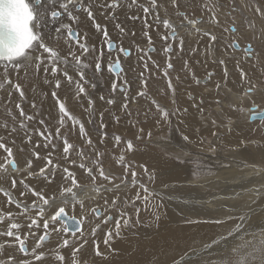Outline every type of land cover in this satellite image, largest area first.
<instances>
[{
	"label": "snow or ice",
	"instance_id": "1",
	"mask_svg": "<svg viewBox=\"0 0 264 264\" xmlns=\"http://www.w3.org/2000/svg\"><path fill=\"white\" fill-rule=\"evenodd\" d=\"M237 13L244 26L239 35ZM226 22L232 27H226ZM156 40L162 53L159 59L149 55L156 51ZM241 40L248 43L241 47ZM254 42L259 43L255 53ZM230 49L242 51L246 61L252 62V69L264 56L261 0H0V132L4 133L0 135V264H46L49 259L52 264H90L85 253L90 243L94 257L109 259L116 252L112 244L123 238L122 231L144 228L155 229L158 234L159 213L150 212L152 219L142 221L141 209L136 207L141 200L147 204L150 194L139 179L137 165L126 155L134 157V141L145 138L141 125L151 126L146 133L148 139L154 135L152 129L159 132L174 127L179 132L177 168L191 159L182 149L194 144L208 143V151L217 154L216 144L207 141L204 134L210 133L214 139L220 138L222 130L232 134L244 112L233 102V96L242 102L264 91V80L253 83L245 60L224 54ZM133 51L140 66L138 74L134 68L131 72L123 68ZM229 62L238 77L233 84L235 92L227 86L232 75ZM196 65L206 67L205 84L212 82L216 69H220L221 79L214 81L211 101L184 87L189 81L200 84ZM209 67L211 70H207ZM98 79L108 82V94L98 93L93 98ZM161 81L163 89L159 87ZM236 84L243 87L236 88ZM150 85L156 87L165 103L150 95ZM97 100L103 102L101 107H97ZM48 101L51 104L45 112L43 105ZM133 104L138 107L133 109ZM212 104L216 109L210 107ZM76 108L86 119L74 114ZM252 111V121L264 120V111ZM124 126L129 131L135 129L131 138L115 130ZM74 130L77 138L70 142ZM248 142L255 140L240 139L238 148L247 147ZM109 145L111 151L120 152L110 161L118 169L105 168L103 158L109 154ZM139 167L149 182L155 181L154 172L144 165ZM98 178L108 186H97ZM89 183L106 206L101 221L89 229L91 241L79 231L81 224L99 216L98 208L79 199ZM128 191H135V196H129ZM254 191L259 198L262 189ZM57 193L63 205L69 200L78 204L79 235L73 232L61 236L68 230L57 227L66 219L65 207H56ZM186 223L214 229L231 226L224 233H216L203 250L190 248L172 261L206 264V253L213 248L226 249L241 232L258 229L264 236V202L243 212L233 205L220 218L190 219ZM109 224L114 227L104 233L105 251H101L94 237L102 225ZM148 242L157 241L153 237ZM246 247L250 250L245 252L243 264H264V239L249 242ZM224 264L233 262L226 260Z\"/></svg>",
	"mask_w": 264,
	"mask_h": 264
},
{
	"label": "bare ground",
	"instance_id": "2",
	"mask_svg": "<svg viewBox=\"0 0 264 264\" xmlns=\"http://www.w3.org/2000/svg\"><path fill=\"white\" fill-rule=\"evenodd\" d=\"M261 2L264 3V0H261ZM120 19H124V17L121 16ZM256 23L258 27H261V22H259L258 19L256 20ZM236 27L240 33L241 32L240 30L242 29H241V25L238 22L236 24ZM109 28L111 30V23H109ZM139 28H140V24L137 23L136 29L139 30ZM113 35H115V33H113ZM126 42L128 41L126 40L124 43ZM243 46L245 45L244 44L241 45V47ZM255 48L257 47H256V43L254 42V53L257 50ZM236 51L233 52L231 55H234L235 57L239 56V53H237ZM238 52H242V51L238 50ZM135 54H136L135 51H133L132 59L130 61L123 63L124 69L127 70L128 69L127 67H129L131 64L133 65L135 64L137 60ZM219 54L220 53H217V55ZM224 54L228 55L227 53ZM151 57L157 58L159 57V55L157 53H153L151 54ZM262 58H264V56L260 57L258 65L261 66L262 69H264V60H262ZM201 59H203L202 55H201ZM253 60L255 61L256 57ZM199 66H200L199 68H201L200 75H202L203 72L206 71V67L201 65ZM249 66H251V64L248 65V67L246 66V68H249ZM203 68H205V70ZM208 69L211 70L210 67ZM229 70H232V73L234 72L233 68H229ZM216 72L217 75L213 77L212 82H208L207 84H204L202 86L193 85L194 88L192 86V83H188L186 84L187 88L189 90L191 88V91H195L198 97L202 95L205 101L208 102V98L213 96V94H215L214 81L217 80V78H219V80L221 79L220 69L217 68ZM201 78H202L201 83H205V81L208 79L207 76L205 75L204 77L202 75ZM104 82L105 83L103 84L99 83V90L101 91L105 88L106 84H108V82L105 79ZM228 88L232 89L231 87ZM210 92H212V95H209ZM260 92L262 91L255 92L253 94V97L256 102L255 101L252 102L250 105L247 106V108H249L253 103H255L258 106V108H261V106L257 104V102L264 101L263 99L264 97L262 98L259 95L261 94ZM257 93L259 94L257 95ZM28 95L30 98L33 96L32 93ZM153 97L156 98L155 96ZM233 102L239 104L241 101L237 99L236 96H233ZM50 104L51 101H48L43 105L45 106L44 111L45 108L46 110L49 109ZM97 105L98 107H101L103 105V102L97 100ZM135 106L138 105L136 104L132 105V107ZM207 106L209 105L206 103V107ZM211 106L214 107L213 109H216V105L212 104ZM76 111L78 112V114H81L83 119H86L85 116L81 113L79 108H76ZM247 118H248L247 115L245 114V112H243L242 117H239V123L237 124L234 132L232 134H228L227 137L225 136L222 137L223 139L222 143L224 142L225 146L227 145L231 146L232 144L237 142L239 138L240 139L246 138L248 131L246 132L244 131L247 130L248 127H251L258 122L264 121V120H255L249 122ZM236 119L237 118L234 116L233 120L236 121ZM144 127L145 128L148 127L149 129V127L151 126L144 125ZM241 127L243 128V132H241ZM120 128L123 127H119V129ZM164 129L161 131H166L167 128ZM126 130L127 128L126 126H124L122 131L126 132ZM134 131L135 129H131L130 132H134ZM171 139L173 140V137H171ZM215 140L218 139H214V141ZM146 142L148 143L150 141L147 139ZM154 143L160 145L161 148L167 147L165 149H168V151L172 150L174 152H178V150H181V148L178 149L177 146H175L174 142L172 141H162V142H154ZM187 148L186 149L184 148L185 151L189 150ZM193 148L194 147L192 146V150ZM247 148L246 149L236 148L232 151L230 150L227 153H222L221 150H219L218 148V152L216 155L209 154L211 152L204 153L205 151H207V149L204 152L194 151L195 152L194 154L200 155L202 157L203 156L207 157L208 155L209 156L208 162L212 164V167L214 169V171L206 172L202 178L200 177L202 180L189 179L186 174V166H181L180 168H177V164L173 163L170 158L165 157L162 153L157 152L156 151L157 149L155 150L150 146L149 147L144 146L145 150L144 149L139 150L137 147L134 148V151L136 153L135 156L133 157L131 155H126V159L129 160L135 159L136 161L135 164L137 165L136 168H139V165H144L149 169L150 172H154L156 175L155 181L150 182L152 186H147L150 193L149 197H151V199L149 198L150 200L147 202V206L149 207L148 208L149 211L152 210V212H158L160 215V221H159L160 226H159L158 234L155 229H144V228H139L138 230L134 229L132 230V232L122 231L123 238L114 241L112 247L116 249V252L112 254L109 257V259L94 257L92 245L90 243L85 248L86 258L89 260L90 264L92 260L95 261V264H156L157 261H159L160 264H172L173 260H175L177 257L182 256L185 253L186 249L190 244L195 243L198 245H203L205 242L209 243L210 239L214 238L216 233H224L226 230L230 229L231 226L228 225L225 226V229H214L209 227L208 225H203V224L200 225L189 224V223L180 224L179 221L180 220L183 221L185 219H193L197 216L199 217L204 216V218H208V217L220 218L221 215L223 216L224 213L227 211V209L233 205H235L241 212H243L249 206L256 207L262 202H264V166L261 165L260 167H258V166L248 165L247 167L246 164H244L243 162H239V160L235 162L237 156H241L246 161H249L251 163H256V162L260 163L264 161V142L259 146L256 147L254 146L251 148L249 147L248 149L250 150H248ZM235 151L237 152L234 153ZM2 156L3 153L2 151H0V157ZM112 168L117 169L115 166H113ZM146 185H149V183H147ZM100 186L106 187L108 185L100 184ZM5 187H7V185H5ZM258 188L262 189L259 198L257 197L256 192L254 191V189H258ZM127 194L129 196L131 194L134 195L135 191H128ZM56 195H57L56 207L58 208L60 206H64L66 215L75 217L78 220H80L81 212L78 204H75V206H73L72 205L73 202L69 200L68 204L65 206L59 200L58 198L59 194L57 193ZM79 199H85L87 202V206L89 207L101 206L104 202L103 199H101L94 192L92 185H88L86 192L82 193ZM94 201H96V203H94ZM157 201H159L158 205H162L159 208L156 207ZM253 201H255L256 203L253 204ZM0 203H3L2 196H0ZM139 205L142 209L141 218H143L147 216V213L149 211H145L144 209L145 203L143 204L142 202H140ZM45 211L50 212L51 209L45 208ZM104 214L105 213H103V215ZM98 221L99 222L101 221V217H99L98 219L97 218L93 219L91 221H85V223L82 224L81 231L84 232L85 237L88 238L90 241L93 239V237L89 236V229L90 227H93V224L99 223ZM64 223L65 220H61L57 225V227L64 228L65 227ZM110 227H114V224H109L106 227L102 225V229L94 237V239L98 242L101 251H105V246L103 243L104 233ZM71 232L74 231L68 230L66 233H61V236L68 237L72 234ZM75 234L79 235V233H75ZM237 236L238 238H240V240L234 244L233 241H230L229 245L231 246L233 244L232 246L237 250L236 252H241L242 254L250 250L248 247H246L249 244V242L259 243L261 239H264V236L261 235L258 229H252L247 234L241 232ZM153 237L157 241L155 244L148 242V239ZM51 239L55 240L56 236L52 235ZM29 241H31V237L29 238ZM165 241H167V244H165ZM193 248H197V247H193ZM46 251L48 250L46 249ZM215 251H218V249H212L211 251L205 254L206 264H224L225 261L223 260L224 255L225 254L227 255L228 252L222 251L221 253H216ZM64 254L68 255L69 253L67 250H65ZM46 264H52L51 259L47 260ZM238 264H243V262H240Z\"/></svg>",
	"mask_w": 264,
	"mask_h": 264
},
{
	"label": "rangeland",
	"instance_id": "3",
	"mask_svg": "<svg viewBox=\"0 0 264 264\" xmlns=\"http://www.w3.org/2000/svg\"><path fill=\"white\" fill-rule=\"evenodd\" d=\"M200 2L201 3H203L204 2V0H200ZM213 2H214V0H213ZM170 12H171V9L169 10ZM247 15H249V16H251L252 15V13L250 12H248L247 13ZM240 18H239V17ZM241 19H242V17L237 13L236 14V24H237V22L241 25V29L242 30H240L241 32H243L244 31V26H243V24L241 23ZM260 22V21H259ZM257 24V23H256ZM232 24H231V22H226V27H230ZM236 26V25H235ZM257 28H259L258 26H257ZM240 32V33H241ZM239 33V30H238V32H237V35H239L240 34ZM246 42H248L247 40H241L240 41V43H241V45H245L246 44ZM256 43V47L257 48H255V49H257L258 50V48H259V43L258 42H255ZM127 44H128V42H126L125 43V46H127ZM155 49H156V51L155 52H152V53H150L149 55H151V54H153V53H157L158 55H159V57H157V58H153V59H159L160 57H161V55H162V53H161V47H160V41L159 40H156V43H155ZM236 51V50H235ZM234 50H232V49H230V51L227 53V54H232L233 52H235ZM237 53H239V56H237L236 58L237 59H241V60H245L246 61V58H245V54H243L242 52H238V50L236 51ZM136 55V54H135ZM239 57V58H238ZM254 58L253 59H255V56H253ZM262 60H264V58H262ZM254 61V60H253ZM162 62V61H161ZM247 62V63H246ZM245 62V68H246V66L248 67V65H250L251 64V62L250 61H246ZM258 63L259 62H257L256 63V69L254 70H252V67L251 66H249V68H246V70H248V71H250V72H252V74H253V83H256L258 80H264V69H262L261 68V66H259L258 65ZM261 63V62H260ZM200 66L199 65H196L195 66V68H194V71L196 72V74H197V76L199 77H201L202 75H203V77H204V75L206 76V71H204L203 72V74L202 75H200V72H201V68H199ZM124 68V67H123ZM128 69L126 70V71H129V72H131L132 70H133V68L136 70V73L138 74V72H139V69H140V66L138 65V64H136V62H135V64L133 65V64H131L129 67H127ZM229 68H232V65H231V62H230V65H229ZM204 70H205V68H203ZM207 70H209V69H207ZM230 71V73H232V70H229ZM254 71V72H253ZM263 71V72H262ZM256 72V73H255ZM259 73V74H258ZM262 73V74H261ZM174 75V74H173ZM261 75V76H260ZM259 76H260V78H259ZM257 77V78H256ZM202 79V78H201ZM217 80H219V78H217ZM238 80V78L236 77V75H234V72L232 73V75H230V78H229V83H228V87H231L234 91H235V88H233V84H234V82L235 81H237ZM100 81V82H99ZM216 81V80H215ZM99 83L100 84H103V83H105L104 82V79H98L97 81H96V84H97V88H96V90L94 91V92H92V96H93V98H96V96H97V94L98 93H102V94H104L105 96H107V94H108V88H109V84H106V86H105V88L101 91V90H99ZM188 83H192V86L194 85V86H196V84L195 83H193V82H188ZM201 84V85H200ZM200 84L198 85V86H202V85H204L205 83H201L200 82ZM191 85V84H190ZM194 86H193V88H194ZM159 87H161V89H163L164 88V82L163 81H161L160 82V84H159ZM184 87H187V85H185ZM243 86L242 85H240V84H236V88H242ZM190 91H191V88H190ZM149 92H150V95L151 96H155L158 100H159V102L161 101V103H165L166 101H164L162 98H161V96H159V95H157V92H156V87L154 86V85H150L149 86ZM195 92V91H194ZM258 92V91H257ZM263 92V93H262ZM262 92H260L261 94H259V93H257V95L259 94L260 95V97H264V91H262ZM31 92H29L28 94H30ZM153 94V95H152ZM3 95V93L2 92H0V96H2ZM221 95L223 96L224 95V93H223V90H221ZM241 95H242V92H241ZM214 96H215V94H213V96H211L212 97V99L214 98ZM221 96V97H222ZM211 97H209L208 98V101H211ZM253 98V99H252ZM264 99V98H263ZM255 101V99H254V97L252 96L251 97V99L250 100H243L242 102H240L239 104H240V106H242L244 109L245 108H247V106L248 105H250L252 102H254ZM256 102V101H255ZM141 103H144L143 101H141ZM226 104H227V102H226ZM257 104L259 105V106H261V107H263L264 106V101H262V102H257ZM72 105H70L69 107H71ZM45 106H43V108H44ZM97 107H98V105H97ZM138 106H135V107H132L133 109H136ZM210 107L211 108H214L213 106H211L210 105ZM71 109V108H70ZM26 110H28V111H31L30 109H28L27 108V105H26ZM76 109L74 110V114H76V115H78V116H80L81 118H82V116H81V114H78V112L76 111ZM45 112H47V110H46V108H45ZM2 113H3V108L2 107H0V122H2V120H3V117H2ZM239 117H242V114L239 116ZM86 118V117H85ZM143 117L141 116V119H142ZM83 119V118H82ZM174 123V125H175V121L173 122ZM141 126H144V125H141ZM124 128V127H123ZM123 128H116L115 130L118 132V133H122L125 137H127V138H131L132 137V132H130L128 129L126 130V132H124V131H122V129ZM127 128V127H126ZM120 130V131H119ZM148 130V127H146L145 128V131H147ZM165 130V129H164ZM253 130H256V131H253ZM175 128L173 127V129H171V130H169L168 128L166 129V131H159V132H157L155 129L153 130V133H154V135H153V137L151 138V139H148L147 138V136H146V133L147 132H145V138L144 139H141L140 141H134V148H138L139 150H141V149H144V146H150V147H152L153 149H157L156 151L157 152H160V153H162L165 157H167V158H170L171 159V161L173 162V163H175V164H178V161H177V159H176V155H177V153H180L181 152V150H178V152H174V151H172V150H169L168 151V149H165V148H167V147H164V148H161L160 147V145H158L157 143H154V142H162V141H172V142H174V144H175V146H177V148L178 149H180L181 148V138H180V134H179V132H177V131H175ZM246 131H248V133H247V136H246V138H249L250 140H255V143H251V142H248L247 143V147L249 148H251V147H256V146H259V145H261L263 142H264V139H261V133L262 132H264V121H261V122H258V123H256V124H254L253 126H251V127H248L247 128V130H245L244 132H246ZM164 132V133H163ZM170 132V133H169ZM166 133V134H165ZM221 133L222 134H220L221 136V138H219L218 140H215L214 141V139H213V137L210 135V133H205L204 135H205V137H206V140L207 141H213L215 144H216V146H217V149L219 148V150H221V152L222 153H227V152H229L230 150L232 151V150H234V149H236V148H238V144H239V140H240V138H239V140H237V142H235L234 144H232L231 146H229V145H227V146H225L224 145V142L222 143V137H227V133L225 132V131H221ZM4 133H2V132H0V135H3ZM170 134H171V137H173V140L171 139V137H170ZM172 134H173V136H172ZM76 138H77V132L74 130L73 131V133H72V136L70 137V142L71 141H73V140H76ZM147 139L150 141V142H146L147 141ZM170 139V140H169ZM242 139V138H241ZM245 139V138H244ZM228 141V140H227ZM169 143H171V142H169ZM157 145V146H156ZM252 145V146H251ZM9 146H11V145H9ZM192 146L194 147L193 148V150H192ZM192 146H190L189 148H187V149H189L188 151L186 150L185 151V149L183 148L182 149V151L183 152H186L187 154H188V156L189 157H191V159L190 160H188L187 161V163H185L184 165H182V166H186V174H187V177L189 178V179H195V180H202L201 178L203 177V175L206 173V172H209V171H214V169H213V167H212V164L210 163V162H208V155H207V157L206 156H200V155H196V154H194L195 152L194 151H201V152H204L206 149H207V151H205L204 153H206V152H209L208 151V148H209V145H208V143H205V144H203V145H199V144H197V145H192ZM234 146H236V147H234ZM120 147H123V145H121ZM157 147V148H156ZM247 147H245V149L247 148ZM109 148H110V151H109V154H108V156H106V157H104L103 159H104V164H105V168L107 169V168H109V167H113V166H115L117 169L119 168V166L118 165H114V164H110V161H114V159L115 158H117L118 156H119V154H120V152L117 150V151H111V148H112V145H109ZM247 148V149H248ZM164 149V150H163ZM145 150V149H144ZM148 150V149H147ZM224 150V151H223ZM248 150H250V149H248ZM14 151H15V149H14ZM171 151V152H170ZM237 151H235L234 153H236ZM190 154V155H189ZM209 154H212V153H209ZM194 155H195V157H194ZM243 157H241V156H237V158L235 159V162L236 161H238L239 160V162H243L244 164H246L247 165V167H248V165H252V166H258V167H260L261 165L262 166H264V161H262V162H260V163H258V162H256V163H251V162H249V161H246L244 158L242 159ZM134 164L136 163V161H135V159H130ZM205 160V161H204ZM241 160V161H240ZM210 163V164H209ZM211 167V168H210ZM250 167V166H249ZM114 169V168H113ZM259 169V168H258ZM136 171H137V173H138V176H139V179H140V181L141 182H144L145 184H147V183H149V185H147V186H152L151 185V183L149 182V181H147V177L146 176H144V175H142L141 174V169H140V167L139 168H136ZM203 171V172H202ZM150 172V171H149ZM151 173V172H150ZM155 177H156V175H155ZM191 177V178H190ZM201 177V178H200ZM198 178H200V179H198ZM144 180V181H143ZM97 184H99V185H97V186H100V184L102 185V184H105V183H103V181H101L99 178L97 179V182H96ZM89 185H91V183H89ZM130 187H131V185H130ZM165 187V186H164ZM136 191H141V190H139V189H136ZM136 194V193H135ZM135 194L134 195H130V196H135ZM150 194V193H149ZM141 195H143V192L141 191ZM150 199H151V197H149ZM149 199V200H150ZM148 200V201H149ZM140 202H142L143 204H144V201L143 200H141V201H139V202H137V204H136V207H138V208H140L141 209V207H140V205H139V203ZM158 203H159V201H157V205H158ZM73 206H75V204H72ZM147 206V204H145V208H149L148 206ZM93 207H96V208H98L99 209V216L97 217V219L99 218V217H101V219H102V216H103V213H105L106 212V206L104 205V202H103V204L101 205V206H93ZM144 208V209H145ZM142 210V209H141ZM150 212H152V210L151 211H149L148 213H147V216H145V217H143L142 218V220L143 221H147V220H151L152 219V216L150 215ZM100 215H102V216H100ZM151 216V217H150ZM221 217H222V215H221ZM148 218V219H147ZM180 218H182V217H180ZM193 219H205L204 218V216H197V217H195V218H193ZM186 220H190V219H185V220H183V221H179V223L181 224V223H186ZM99 222V221H98ZM64 228H66L67 229V226H66V224L64 223ZM95 226V224H93V227ZM102 229V228H101ZM68 230V229H67ZM82 229H79V231H81ZM71 231V230H70ZM79 231H74L75 233H79ZM99 232V231H98ZM71 233H73V232H71ZM247 234V233H246ZM238 236L234 239V240H232L233 241V244L234 243H237L239 240H240V238H238ZM210 242V241H209ZM189 243V242H188ZM208 242H205L203 245H198V244H195V243H193V244H190L189 246H188V248L186 249V251L185 252H187L190 248H193V247H197L198 248V250H203V248H204V245L205 244H207ZM232 244V245H233ZM230 246V245H228L227 246V248L226 249H218V251H215L216 253H221L222 251H225V252H228V254L225 256L224 255V258H223V260H230V261H232L233 262V264L235 263V264H237V262L238 263H240V262H243V260H244V254L245 253H241V252H233L232 251V249H233V246ZM196 248V249H197ZM213 249H215V248H213ZM235 249V248H234ZM224 261V262H225Z\"/></svg>",
	"mask_w": 264,
	"mask_h": 264
},
{
	"label": "water",
	"instance_id": "4",
	"mask_svg": "<svg viewBox=\"0 0 264 264\" xmlns=\"http://www.w3.org/2000/svg\"><path fill=\"white\" fill-rule=\"evenodd\" d=\"M230 27H232V25ZM247 43L248 42H246V44ZM253 108H255L257 112L264 111V106L261 107V108H258V106L255 103H253L249 108H246L244 110V112L247 115V117H248L247 119H248L249 122H252L251 116H253L255 114L252 111ZM258 109H260V110H258ZM257 120H260V119H257ZM65 215H66V213H65ZM64 220H65V224H66L68 230H71V231H76L77 230V224L79 222V220L77 218L69 216V215H66V219H64ZM81 228H82V224L80 225L79 229H81Z\"/></svg>",
	"mask_w": 264,
	"mask_h": 264
}]
</instances>
